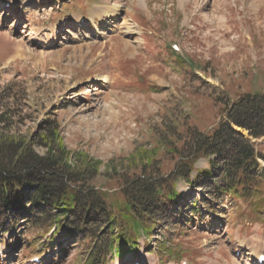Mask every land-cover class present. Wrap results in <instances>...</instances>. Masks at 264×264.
<instances>
[{"label": "rangeland", "instance_id": "obj_1", "mask_svg": "<svg viewBox=\"0 0 264 264\" xmlns=\"http://www.w3.org/2000/svg\"><path fill=\"white\" fill-rule=\"evenodd\" d=\"M257 91L264 0H0V152L61 149L100 191L119 195L124 171L172 174L179 154L169 152L183 150L188 129L211 132L224 102ZM250 141L264 156V139ZM176 186L183 200L149 222L150 236L141 233L123 264H264V191L254 208ZM41 227L7 222L0 264L91 263L95 239L61 229L52 244V227ZM113 259L106 264H120Z\"/></svg>", "mask_w": 264, "mask_h": 264}, {"label": "trees", "instance_id": "obj_2", "mask_svg": "<svg viewBox=\"0 0 264 264\" xmlns=\"http://www.w3.org/2000/svg\"><path fill=\"white\" fill-rule=\"evenodd\" d=\"M220 114L222 119L207 134L187 130L183 150L169 152L179 156L176 170L167 177L150 178L152 173L131 177L122 172L120 196L87 184L93 177H88L86 167L72 169L61 149H49L45 156L34 154L30 144L16 151L2 150L10 159L0 157V232L7 222L25 219L38 228L53 227L54 243L57 232L65 229L72 239H95L90 264H106L113 257L122 260L135 254L141 233L151 234L149 222L164 221L183 200L177 181L203 188L214 200L251 202L253 195L264 191V169L259 163L264 156L250 141L264 139V91L224 102ZM199 159L207 161V169L194 168ZM251 203L254 208L261 206ZM189 209L195 216L200 214L195 205ZM101 231L104 236L98 235Z\"/></svg>", "mask_w": 264, "mask_h": 264}, {"label": "bare ground", "instance_id": "obj_3", "mask_svg": "<svg viewBox=\"0 0 264 264\" xmlns=\"http://www.w3.org/2000/svg\"><path fill=\"white\" fill-rule=\"evenodd\" d=\"M182 3V2H181ZM180 3V4H181ZM168 6V5H167ZM162 9V8H161ZM95 13H97V14H99L100 15V17H102V18H109L110 19V16H111V13L109 12V11H107V7H101V8H99V7H97L96 9H95ZM195 17V16H194ZM112 18H114V16L112 17ZM104 20V19H103ZM217 20V19H216ZM105 81V80H104ZM198 207V206H197ZM115 219V218H114ZM200 222V221H199ZM212 228V227H211ZM264 263V262H263Z\"/></svg>", "mask_w": 264, "mask_h": 264}, {"label": "water", "instance_id": "obj_4", "mask_svg": "<svg viewBox=\"0 0 264 264\" xmlns=\"http://www.w3.org/2000/svg\"><path fill=\"white\" fill-rule=\"evenodd\" d=\"M239 132H242L243 133V131L241 130V129H239V128H236Z\"/></svg>", "mask_w": 264, "mask_h": 264}]
</instances>
